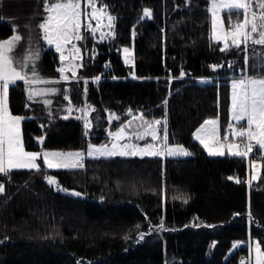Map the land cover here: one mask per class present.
Returning <instances> with one entry per match:
<instances>
[{
  "label": "trees",
  "instance_id": "16d2710c",
  "mask_svg": "<svg viewBox=\"0 0 264 264\" xmlns=\"http://www.w3.org/2000/svg\"><path fill=\"white\" fill-rule=\"evenodd\" d=\"M97 1L115 17L114 38L86 37L81 78L68 81L73 103L96 109L90 134L85 135L82 121L63 119L59 111L49 122L44 102L28 103L25 84L18 81L9 87L8 102L13 114L27 117L25 148L83 149L105 141L108 129L117 130L134 110L153 119L166 115L169 141L182 143L193 155L87 158L77 169H48L39 159V171L0 174L5 189L0 264H165V257L169 264H239L246 247L231 250L248 235L264 249V184L248 185L247 157L209 156L193 137L207 118L218 117L224 129L230 79L246 65L252 71V55L264 46L222 50L212 37L211 0ZM42 6V0H0V39L11 36L22 20L36 25ZM146 8L151 17L144 16ZM232 12L224 13L226 24ZM122 47H132L133 63L123 61ZM42 61L46 74L58 76L53 48L44 51ZM213 64L223 67L214 70ZM97 76L99 81L91 80ZM110 113L120 119L109 122ZM48 176L67 192L49 184Z\"/></svg>",
  "mask_w": 264,
  "mask_h": 264
},
{
  "label": "snow or ice",
  "instance_id": "6c2138e0",
  "mask_svg": "<svg viewBox=\"0 0 264 264\" xmlns=\"http://www.w3.org/2000/svg\"><path fill=\"white\" fill-rule=\"evenodd\" d=\"M87 5L91 9L87 12L88 22L87 29L95 34L100 32V39H104L108 33L101 31L102 27L114 28L115 17L111 16L105 9L107 5L97 7V0H87ZM256 7L259 12L253 10L252 0H211V27L212 37L217 42H223V49L234 46L240 48L243 44L245 50L249 42L253 45L264 46V0H256ZM228 9L229 12L235 10L239 12L243 10V19L240 22L231 23L226 30L221 17V12ZM44 10L47 13L46 19L41 22L38 27L43 31V39L48 45L55 46V50L59 53L61 67L58 72L61 74L60 79L68 81L70 77L66 72H71L73 77L76 70L83 65L77 63L81 60V49L73 44V41L84 39L81 34L82 29V9L81 0H45ZM144 16L151 17V9L143 10ZM107 18V25L102 21ZM92 20L96 21L95 27ZM114 35V32L110 33ZM133 35L135 33L133 32ZM22 40L21 35L15 33L7 38L0 39V174L8 175L13 169H35L40 170L41 165L38 159L43 160L44 165L48 169H69L82 168L84 165L82 160L85 156L84 151H26L22 138L21 123L25 117L14 115L9 108L8 92L10 85H15L18 81H23L28 86V99L33 100L37 96H47L48 94L58 93L57 87L35 88L37 84H57L58 81L44 78L39 74L37 62L40 59V51L28 48L27 54L22 57L14 55L15 49ZM72 44L71 47H68ZM125 62L132 60V53L129 48L123 49ZM67 61L65 64L64 62ZM247 62V61H246ZM231 67V64L228 65ZM212 69L223 67V65L213 64ZM134 75V73H133ZM185 73L180 72L183 77ZM115 79V77H113ZM96 81L100 80V76L95 77ZM87 83V81H85ZM231 119L239 124L246 121V127H237L233 131L235 137L246 139L248 143L241 145L238 143L221 142L219 136V119H207L196 130L195 138L203 145L210 155H224V149L235 156L247 157L253 149V142L259 146V150L264 153V73L257 72L254 75H241L231 81ZM86 92V89H85ZM45 104H51L50 99L44 100ZM167 105V100L163 102ZM76 111L82 115L78 116L84 123L87 130L92 128V120L90 115L96 111L95 107L85 104L77 107ZM67 112H73V106L69 102ZM131 114V110H129ZM67 118V117H64ZM119 120L120 117L114 113L108 115V120ZM133 121H137L133 127ZM229 129H233V125H228ZM108 135L112 138L111 144H92L88 143L87 156H188L191 153L183 145L169 143V134L167 128V117L163 119H147L143 113L138 117L134 116L133 120L123 122L116 131H109ZM150 137L151 141L143 145L133 142L145 140ZM41 143L43 136L37 138ZM126 141V142H121ZM243 149V150H241ZM264 156L258 158L261 159ZM253 167L259 169L261 165L257 159L252 161ZM49 184H58L55 176H48ZM239 182V181H238ZM4 185L0 183V193L4 192ZM65 191H67L65 189ZM77 196L82 195L80 192L74 193ZM185 202L187 200L185 199ZM163 229L164 224L161 220L158 225ZM208 227H213L208 225ZM139 228V225H137ZM141 233L140 239L144 238ZM252 251L251 244L249 245ZM244 264V261H241ZM249 264H264V249L259 241L256 242L254 248V257L249 259Z\"/></svg>",
  "mask_w": 264,
  "mask_h": 264
},
{
  "label": "rangeland",
  "instance_id": "374dc122",
  "mask_svg": "<svg viewBox=\"0 0 264 264\" xmlns=\"http://www.w3.org/2000/svg\"><path fill=\"white\" fill-rule=\"evenodd\" d=\"M43 1V15L42 13H39L35 10H32L31 12L33 16L37 15L38 17H41L42 15V19H40L37 24H36V20L32 19V23L33 24H36V25H30L29 24V21H26V20H22L21 24L16 26V25H13V28L15 29V33L16 34H19L21 35L22 37V40L19 42L18 46L16 47L15 49V53L14 55L17 56V57H22V56H25L27 54V50L29 47H31L32 49H37L40 51V59L39 61L37 62V68H38V71H39V74L44 77V78H48V79H52V80H56L58 81L57 84H37V85H34L33 87L35 88H48V87H57L59 89V92L58 93H55V94H48L47 96H37L35 97V99H38L42 102H44L45 99H50L52 101V103L49 105V104H45L43 103V106H44V111L45 113L49 114L50 116V119H49V122L53 121L54 117V113L59 111L60 113V117L63 118V119H68V118H75V119H78L77 117L82 115L81 113L77 112L76 111V108L77 107H81L85 104V102L83 104H80V105H76L73 103L72 99H71V93H72V87L70 84H68V81L72 82V81H76V80H79L81 77H79V70L81 67H79L77 70H76V75L73 77L72 73L69 71V72H66L65 74L68 75L70 77V79L68 81H64L62 79H60V76L61 74L58 72V76L57 75H53V76H50L49 74H46V68H42L41 65L43 63L42 59H43V55H44V51L49 49V48H53L54 51L56 52L55 50V46L52 45H48L46 41H44L43 39V31L38 27V25L43 22L44 19H46L47 17V13L45 12L44 10V2L45 0H42ZM256 0H252V2L254 3ZM104 4L100 3L97 1V7H102ZM256 3L254 4V7L253 9H257L256 11L259 12V9L258 7L255 6ZM210 7H211V4H210ZM81 9H82V29H81V34L83 35L84 39L87 37H92L95 41L97 42H111L114 38V35H115V21H114V28L113 29H109L108 27H102L101 28V31H104L105 33H108L109 35H106V37L102 40L100 39V32L97 31L95 34H92L86 27V24L88 22V16H87V12H90L91 9L89 8V6L87 5V0H81ZM228 9H224L222 12H221V17H222V20H223V13L226 12ZM105 11H107L111 16L114 17L113 14H111V12L106 8ZM233 13V14H232ZM232 13H229L228 17H227V28L225 27V29L227 30L229 27H230V24L231 23H236V22H239L237 19L239 18H242L241 17V13H236V12H232ZM31 17V16H30ZM212 19V17H211ZM92 25L93 27H95L96 25V21L95 20H92ZM108 21H107V18H105L103 21H102V24L104 25H107ZM224 24V22H223ZM111 32H114V35H111L110 33ZM14 34V32H13ZM12 34V35H13ZM11 35V36H12ZM9 36V37H11ZM7 37V38H9ZM7 38H4V39H7ZM80 40V41H73L72 43L75 44L77 47H80L81 49V60L80 61H77V63H80V64H83V48H82V41L84 40ZM72 44H69L68 47H71ZM125 47H122L119 49V52L121 53L122 55V59L123 61H125V56H124V52H123V49ZM130 49L131 53H132V60L127 62V63H133L134 61V58H133V49L132 47H127ZM253 48H256V47H253ZM263 52L257 50L254 52V54L252 55V62H251V66H252V71H255V72H263L264 73V50L262 49ZM57 53V52H56ZM90 53V52H88ZM94 54L96 52H93ZM57 56H58V64L56 65V70L58 71L59 67H61V61L59 59V53H57ZM65 64L67 63V61L64 62ZM44 65V64H43ZM48 70V69H47ZM101 78V76H100ZM91 80L95 81V77L92 78ZM63 83V85L61 84ZM25 91L27 93V96H28V86L25 85ZM63 91V93L61 92ZM231 88H230V104H229V120L227 122V124L224 126V129L222 130V125H221V122L219 121V127H218V131H219V136H220V139H221V142H225V138H226V142L228 143H239V138L238 137H235L232 133L234 131L235 128L239 127L242 122L246 123V121H241L239 124H237L235 121H232L231 119V112H230V108H231ZM62 97L64 99V101L62 100ZM31 100L28 99V103L30 102ZM69 102L71 103V105L73 106V112L71 114H69L67 112V107L69 105ZM9 103V102H8ZM32 103V102H31ZM88 104V103H87ZM90 105V104H89ZM130 117L125 120V121H129V120H133V117L136 116L138 117L140 113H143V112H140V111H134V110H131V114L129 113V111L127 112ZM144 114V113H143ZM14 115H17V114H14ZM25 118H27L26 116L24 115H21ZM147 119L151 120L153 118L151 117H148L146 115H144ZM64 117H67V118H64ZM164 117L162 118H158V119H163ZM216 117H211V118H207V119H215ZM91 119V117H90ZM206 119V120H207ZM80 121H82L81 119H79ZM124 121V122H125ZM205 121V120H204ZM203 121V122H204ZM203 122L201 124H203ZM137 121H133V127H135ZM232 124L233 125V129H229L228 128V125L229 124ZM82 124H83V128H84V123L82 121ZM201 124L195 129V131L193 132V137L194 139L196 140L195 138V133H196V130L201 126ZM93 126V125H92ZM246 126V125H245ZM167 128H168V122H167ZM227 128V130H226ZM21 129H22V123H21ZM92 128L88 129L87 130V135L90 134V131H91ZM225 134L223 135L222 132L225 131ZM109 131H113V130H110V128L108 129L107 133ZM116 131V130H114ZM86 132L85 128H84V133ZM168 133H169V130H168ZM22 136H23V131H22ZM111 140L112 138L108 135V138L105 140V141H102V142H99V143H92V144H96V145H100V144H111ZM151 141V138L148 137L146 138L145 140H141V141H133V142H136V143H139L141 145H143L144 143L146 142H150ZM198 141V140H196ZM122 143L123 142H126V141H121ZM199 142V141H198ZM91 143V142H90ZM170 144H176V145H183L182 143H178V142H170ZM202 145V144H201ZM88 146V145H87ZM87 146L83 149H48V148H43V150H50V151H62V152H69V151H84L85 152V156L82 160V163L84 165V161L85 159H99V158H115V157H140V156H114V157H107V156H94V157H89L87 156ZM185 148H187L185 145H183ZM203 146V145H202ZM188 149V148H187ZM26 151H41V150H27L25 148ZM206 150V149H205ZM243 150V149H241ZM188 151L191 153V155H188V156H192L193 155V152L188 149ZM206 153L209 155V156H212V157H220V156H224V155H232L227 148L224 149V155H210L208 153V151L206 150ZM251 153V152H250ZM250 153L249 155L247 156V163H248V166H249V172H248V176H247V183L249 186L255 184L256 181H259L258 185H263L264 184V175L262 174V172L260 173L261 171V168L260 167L259 169H256L255 167H253L252 165V161L254 159H257V162L262 165V162H263V165H264V161H262V158L261 159H258L259 157H250ZM260 156H263L264 153H262L260 151ZM188 156H163L161 158H165V157H188ZM232 156H235V155H232ZM144 157H150V156H144ZM42 160V158H41ZM39 164H40V161L38 159L37 161ZM43 162V160H42ZM44 164V163H43ZM46 167V165H44ZM47 168V167H46ZM69 169H77V168H69ZM263 169H264V166H263ZM14 170V169H13ZM251 173V174H250ZM250 174V176H249ZM54 185V184H53ZM55 188L61 190L62 192H67L65 191V189L59 185V184H55L54 185ZM258 240L254 237H252L251 235H248V237L245 239V240H241V241H235V243L233 244V248L231 251L235 250L237 247H240V246H245L246 247V256L241 259V261L243 260L244 261V264H249V259L251 257H254V248H255V245H256V242ZM251 244V248H252V251L250 252V248H249V245ZM240 261V263H241ZM239 263V264H240ZM165 264H169V260L167 259V257H165Z\"/></svg>",
  "mask_w": 264,
  "mask_h": 264
},
{
  "label": "crops",
  "instance_id": "0c3cea01",
  "mask_svg": "<svg viewBox=\"0 0 264 264\" xmlns=\"http://www.w3.org/2000/svg\"><path fill=\"white\" fill-rule=\"evenodd\" d=\"M232 11H234V12H237V11H235V10H232ZM255 11V10H254ZM226 12H229V10H227ZM225 13V12H224ZM224 13H223V22H224V25H225V27L227 28V25H226V22H225V16H224ZM241 13V20L243 19V10H240L239 11V14ZM240 20V21H241ZM221 43V45H222V47H224L223 46V42L221 41L220 42ZM251 42H249V44H250ZM246 68H247V65H246ZM247 72H248V75H254V74H256L257 72H255V71H249V68H247V70H246ZM259 73H263V72H259ZM238 77H240V76H237V77H233L232 79H234V78H238ZM232 79H230V88H231V81H232ZM216 118H218V117H216ZM219 119V118H218ZM220 121V120H219ZM240 126L239 127H246L245 125H246V123H244V122H242L241 124H239ZM223 130V129H222ZM226 130H227V128H226ZM226 130L225 131H223L222 132V134L224 135L225 134V132H226ZM240 139V138H239ZM198 142V141H197ZM200 143V142H199ZM204 148V147H203ZM205 149V148H204ZM206 151V150H205ZM260 150H259V146L257 147V148H255V150L254 151H252L251 153H250V156L251 155H254V157H259L260 156Z\"/></svg>",
  "mask_w": 264,
  "mask_h": 264
},
{
  "label": "built area",
  "instance_id": "2783aa9c",
  "mask_svg": "<svg viewBox=\"0 0 264 264\" xmlns=\"http://www.w3.org/2000/svg\"><path fill=\"white\" fill-rule=\"evenodd\" d=\"M231 61H232V59L230 58V59H229V62H231ZM245 72H246V71H245V68H239L238 71H237V74H238V75H244ZM239 143L243 146V145H246V144L248 143V141H247L246 139H240V140H239ZM253 145H254V146H253V149H255V148L258 146V145H255V142H253ZM253 149H252V150H253ZM236 176H240V173L237 172V173H236ZM240 264H241V263H240Z\"/></svg>",
  "mask_w": 264,
  "mask_h": 264
},
{
  "label": "water",
  "instance_id": "95a60500",
  "mask_svg": "<svg viewBox=\"0 0 264 264\" xmlns=\"http://www.w3.org/2000/svg\"><path fill=\"white\" fill-rule=\"evenodd\" d=\"M81 197H84V195H80Z\"/></svg>",
  "mask_w": 264,
  "mask_h": 264
}]
</instances>
